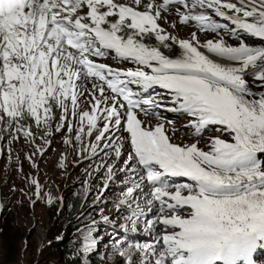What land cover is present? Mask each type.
I'll return each mask as SVG.
<instances>
[{
  "label": "snow or ice",
  "instance_id": "snow-or-ice-1",
  "mask_svg": "<svg viewBox=\"0 0 264 264\" xmlns=\"http://www.w3.org/2000/svg\"><path fill=\"white\" fill-rule=\"evenodd\" d=\"M173 8L182 24L217 38L167 34L159 21ZM242 34L264 40V0H0V121L29 137L21 121L50 131L59 110L56 131L65 123L73 131L70 117L78 116L77 141L98 133L92 155L104 142L105 155L119 159L130 143L120 168L129 174V199L120 203L129 204L134 233L154 214L144 228L152 239L120 251L126 264L136 252L139 264H254L264 248V45L250 46ZM109 56L135 67L96 62ZM84 91L90 111L79 110ZM160 109L191 117L184 127L198 141L214 126L207 149L173 142L169 132L179 129ZM113 168L107 165L109 181ZM135 190L141 197L130 203ZM92 227L85 253L98 244Z\"/></svg>",
  "mask_w": 264,
  "mask_h": 264
},
{
  "label": "rangeland",
  "instance_id": "rangeland-1",
  "mask_svg": "<svg viewBox=\"0 0 264 264\" xmlns=\"http://www.w3.org/2000/svg\"><path fill=\"white\" fill-rule=\"evenodd\" d=\"M257 41L258 44L263 42L259 38ZM247 79L251 81L252 77ZM253 87L254 90H257L254 85ZM184 121L183 118L179 120V132L175 142L179 144L183 140L186 143L198 142V146L206 150L207 138L216 134L215 127L210 126L209 130L204 133V139L198 141V138L191 135L194 129L181 125ZM78 143L81 141L76 140L74 146L79 145ZM44 150L43 157L40 158L37 156V152L23 140L19 142L17 140L14 142L4 141L0 146V187L4 192L0 194L1 202L6 201L7 206H11L12 228L19 232L18 244L16 243V247H13L14 254L6 261L3 255L5 239L2 238L3 232H0V264H40V257L49 245L46 234L53 222L46 210L47 197L50 196L48 191L51 188H56L60 192L64 186L73 188V191L84 192L86 199L91 200L90 204L96 206L94 209L100 223L105 222L104 216L108 217V236L104 239H97L101 247L96 246L95 248L101 251L100 256H102V260L98 264H126L124 259L120 260L119 253L112 250L109 244V240L115 235L113 221L119 217L120 213H114L115 207L111 202L103 204V200L99 199L104 182L108 184L105 195L108 196L113 191L115 192L111 188V182L108 183L103 160H85V155L82 154L74 161L67 158L64 153L61 155L56 145ZM36 165L38 169H36ZM36 170L38 171L40 195L35 200L37 197L36 187L32 181L37 176L35 175ZM181 180L178 182H183L186 178ZM129 226H131L130 221L125 223V227ZM14 250H18V252ZM263 251L264 248H258L253 254L258 264L264 263ZM135 264H139V260L136 259Z\"/></svg>",
  "mask_w": 264,
  "mask_h": 264
},
{
  "label": "trees",
  "instance_id": "trees-1",
  "mask_svg": "<svg viewBox=\"0 0 264 264\" xmlns=\"http://www.w3.org/2000/svg\"><path fill=\"white\" fill-rule=\"evenodd\" d=\"M256 41L252 42L256 45L258 43ZM259 156L264 159V154H259ZM48 192H50L53 202L48 203L47 201L46 210L53 222L46 234L49 245L40 257V264H80L81 262L83 264H98L102 260L100 250L84 252L85 238L89 228L93 226L89 225V222L97 218L95 209L89 206V200L84 198V192L73 191V188L66 186L60 192L56 188H51ZM12 225L11 206H7L6 201H2L0 232H3L2 238L5 239L3 245L5 261L12 258L13 247L18 244L19 239V232L13 229ZM97 231L98 226L94 224L92 234L98 238ZM97 247L100 248L101 244H98ZM14 251L18 252V250Z\"/></svg>",
  "mask_w": 264,
  "mask_h": 264
},
{
  "label": "clouds",
  "instance_id": "clouds-1",
  "mask_svg": "<svg viewBox=\"0 0 264 264\" xmlns=\"http://www.w3.org/2000/svg\"><path fill=\"white\" fill-rule=\"evenodd\" d=\"M233 2H235V0H233ZM181 9H183L182 6H180V10ZM171 13L174 16V13H176L175 8L172 9ZM214 18L217 19L218 22L228 23L227 21H224L222 18H219V17H214ZM221 34H223V30H221ZM215 38H217V36H216L215 33H211V32H200L199 33V39L198 40L200 42H206L207 39H215ZM241 38L244 39L245 42L248 43L250 46H256L258 44L257 43L255 45L252 42V41H256L257 38L248 36L246 34H242ZM225 39L227 40L228 43L233 44L234 46L235 45H238V43H239V41L236 38L231 37V36H226ZM252 39H255V40H252ZM261 44H264V40H263V42ZM173 50L177 54H179V48L178 47H174ZM98 62L105 63L108 66H111L113 68H120L121 70L122 69L130 68V67H135L130 62H123V61H117L116 62V60H114L111 56H109V57H103V58L99 59ZM92 84H93V81H86L85 82L86 89L91 90L92 89ZM132 87L134 89L136 88V86H132ZM157 91H158V89H157ZM97 95H99V93H97ZM91 99H92V97H91L90 92L89 91H84V99H82V101L80 103L79 110H81L83 108H87L89 106V104L91 103L90 102ZM160 111H161V114L164 117H166L167 119L173 121V125L172 126H174L176 128L179 127V120L182 119L183 117H185V116H183L182 114H179V113H171V112L164 111V109H160ZM54 115H55V118L52 121H50V124L51 125L57 124L59 122V115H60L59 110H57L54 113ZM178 115H181V116L178 117ZM140 118L143 119V115L142 114H141ZM152 123L153 124L156 123L155 118L152 119ZM21 124H23L25 130H30L31 131V133H32L31 136L25 137L23 135V132L17 133L15 131V128L18 127L19 125L9 126L6 122L0 121V139L3 138L2 143L4 141L5 142H14V140H17V142H19V141L23 140L24 142L28 143L29 146H31V147H32V143H38L39 145H41L40 149L41 150L44 149L42 131L46 127L45 126H39L38 127L35 124V122L32 121V120H23V121H21ZM181 125H186V123L182 122ZM172 126H170V127H172ZM2 143H1V145H2ZM53 145H56V147H57L58 150L61 149L60 144H58V143H56L54 141H53V144L51 145V147H53ZM67 149H69V148H67ZM37 156L40 157V158L43 157V155H41L39 153H37ZM37 164H38V162H37ZM36 169H38V166L37 165H36ZM105 173L107 175V171H105ZM35 175H37L35 177V180L37 181V183H39V181H38V171L37 170H36ZM109 182H111V184H112L111 185V188L113 190H115V192L113 191L108 196L105 195V191L108 189V184L104 182L102 184V187H101V189L103 191H102V194L100 195L99 199L100 200H103V204H105L107 202H111L112 205H113V207H115L114 213H120L119 217H117L115 219V221H113V228H114V231H115V233H114L115 235H114V237L112 236L111 239L109 240V244L111 245V249L117 251L119 253V255H120V251H124V247H125L124 240H126V239H122L121 238L120 225H121V223L123 221L124 222L127 221L126 217L129 215V208L127 209L124 205H121V204L115 202V196L118 193H121L123 191V188L125 187L124 186L125 183L123 182V180L118 179V178H115V177H112V179L110 181L108 180V183ZM105 185H107V187H105ZM35 187H36V185H35ZM1 193H4V192H3V188L0 187V194ZM37 198H38V196L35 198V200ZM84 198L86 199L85 195H84ZM90 202H91V200H89V202H88L89 206L95 208L96 206L95 205H91ZM1 209H2V202H1V196H0V212H1ZM150 215L151 214H146V217L145 218H148ZM97 218L96 219H93L91 222H89V225H94L95 224V226H98V231H97V234L99 236L98 238L99 239H101V238L104 239L105 237L108 236V233H109L108 232L109 231L108 230L109 221H105V222L100 223L99 220H97ZM139 225L140 224L138 223L136 226H139ZM124 228L130 230V226L129 227H124ZM95 237L97 238V236H95ZM117 241H122L123 243L117 244ZM123 259L125 260V257L120 255V260L122 261Z\"/></svg>",
  "mask_w": 264,
  "mask_h": 264
},
{
  "label": "bare ground",
  "instance_id": "bare-ground-1",
  "mask_svg": "<svg viewBox=\"0 0 264 264\" xmlns=\"http://www.w3.org/2000/svg\"><path fill=\"white\" fill-rule=\"evenodd\" d=\"M174 51V50H173ZM180 181H182V180H180ZM54 197V196H53ZM124 239H126V237L124 238ZM262 250V249H261ZM262 257H264V251H263V253H262ZM258 256V255H257ZM117 264H119V263H117Z\"/></svg>",
  "mask_w": 264,
  "mask_h": 264
}]
</instances>
